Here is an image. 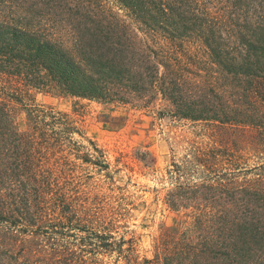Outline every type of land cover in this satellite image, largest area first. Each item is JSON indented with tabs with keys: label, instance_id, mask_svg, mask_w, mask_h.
I'll return each mask as SVG.
<instances>
[{
	"label": "trees",
	"instance_id": "trees-1",
	"mask_svg": "<svg viewBox=\"0 0 264 264\" xmlns=\"http://www.w3.org/2000/svg\"><path fill=\"white\" fill-rule=\"evenodd\" d=\"M30 89L262 137L264 0H0V264H264V162L235 171L225 148L191 149L163 201L193 220L140 258L122 202L104 212L114 197L84 188L104 151L67 114L28 106Z\"/></svg>",
	"mask_w": 264,
	"mask_h": 264
},
{
	"label": "rangeland",
	"instance_id": "rangeland-1",
	"mask_svg": "<svg viewBox=\"0 0 264 264\" xmlns=\"http://www.w3.org/2000/svg\"><path fill=\"white\" fill-rule=\"evenodd\" d=\"M26 101L28 106L39 104L67 114L80 131L75 139L87 147L93 141L104 151L108 168L101 173L91 166L84 170V188L90 194L114 197L103 202L104 212L109 206L107 202L115 204L118 197L124 209L123 217L116 221L121 225L119 232L126 231L125 238L135 237L140 258H152L154 239L163 230L185 229L193 220L190 208L174 210L163 201L164 194L174 184L170 177L174 163L183 164L191 149L225 148V156L230 159L225 166L235 171L264 162L261 139L264 136L260 137L256 128L254 135L253 130L241 132L238 128H220L162 115L158 103L140 108L33 89L28 91ZM16 122L21 129L28 125L26 111L19 110ZM251 141H255V146ZM141 157L149 162L141 161ZM243 175L241 172L240 177ZM114 258L106 256L104 260L113 264Z\"/></svg>",
	"mask_w": 264,
	"mask_h": 264
}]
</instances>
